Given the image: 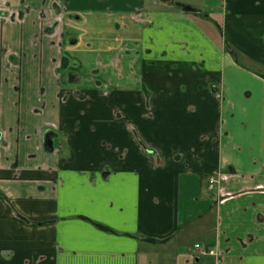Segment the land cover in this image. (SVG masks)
<instances>
[{
    "label": "crops",
    "instance_id": "crops-1",
    "mask_svg": "<svg viewBox=\"0 0 264 264\" xmlns=\"http://www.w3.org/2000/svg\"><path fill=\"white\" fill-rule=\"evenodd\" d=\"M169 2L0 0V264H264V0Z\"/></svg>",
    "mask_w": 264,
    "mask_h": 264
},
{
    "label": "rangeland",
    "instance_id": "rangeland-1",
    "mask_svg": "<svg viewBox=\"0 0 264 264\" xmlns=\"http://www.w3.org/2000/svg\"><path fill=\"white\" fill-rule=\"evenodd\" d=\"M165 4H167L168 6H170V2L169 0H165ZM164 5V4H162ZM174 8H177V9H182L183 11L186 9L184 8V6H174ZM193 11V12H192ZM191 12L194 13L195 15H192V16H198V17H201L202 19H204V13H198L196 12V10H192L191 9ZM208 22H202L203 23V26H205L206 29H208L209 33H211L214 29V26H218V29L219 31H215V35H218L220 33H222V30H223V22L224 20L227 18L225 15L224 16H212V15H208ZM201 22V21H200ZM120 23V22H119ZM207 24V25H205ZM212 34V33H211ZM213 37V36H211ZM221 36H219L220 38ZM214 38V37H213ZM218 40H221V39H218ZM231 42V41H230ZM224 51L226 53V55H228L230 58H233L235 63L241 67L243 66H248L250 68V70H252V72H258L259 74L261 73H264V65H260L258 62H252L248 59V57H246L244 55L243 52L239 51L238 49H236L235 47H233L231 45V43H229V40L225 39V43H224ZM253 65V66H252ZM226 71H231L230 68H226ZM228 80H231L230 78ZM246 82V80H244V83ZM228 96V95H227ZM241 103V102H240ZM244 105L243 102L240 104V106ZM239 106V107H240ZM200 236V234L198 233H194L192 235H187L186 237H184L185 239H190V241H195V239Z\"/></svg>",
    "mask_w": 264,
    "mask_h": 264
},
{
    "label": "built area",
    "instance_id": "built-area-1",
    "mask_svg": "<svg viewBox=\"0 0 264 264\" xmlns=\"http://www.w3.org/2000/svg\"><path fill=\"white\" fill-rule=\"evenodd\" d=\"M211 182H212V185H211V188H212L213 185L216 183V181L214 179H212ZM195 248L196 249H199V250L201 249L199 245H197ZM215 254L216 253H215L214 250H207V249L205 250L204 249V250L201 251V255L202 256H206V255H208V256H215Z\"/></svg>",
    "mask_w": 264,
    "mask_h": 264
},
{
    "label": "flooded vegetation",
    "instance_id": "flooded-vegetation-1",
    "mask_svg": "<svg viewBox=\"0 0 264 264\" xmlns=\"http://www.w3.org/2000/svg\"><path fill=\"white\" fill-rule=\"evenodd\" d=\"M176 5L181 6V5H179V4H176ZM185 9H186V8H185ZM184 11H185V10H184ZM185 12H187V13L189 14V13H192L193 11L191 12V11H188V9H187ZM192 14H194V13H192ZM139 16H140V14L134 15V16H133V19L136 21L137 18H138ZM204 17H205V18H208V15L205 14Z\"/></svg>",
    "mask_w": 264,
    "mask_h": 264
}]
</instances>
